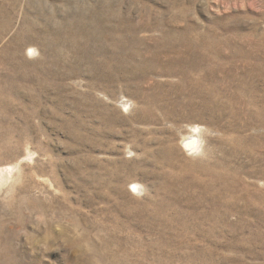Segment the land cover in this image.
I'll use <instances>...</instances> for the list:
<instances>
[{"label": "rangeland", "instance_id": "1", "mask_svg": "<svg viewBox=\"0 0 264 264\" xmlns=\"http://www.w3.org/2000/svg\"><path fill=\"white\" fill-rule=\"evenodd\" d=\"M12 167L0 264H264V0H0Z\"/></svg>", "mask_w": 264, "mask_h": 264}, {"label": "bare ground", "instance_id": "2", "mask_svg": "<svg viewBox=\"0 0 264 264\" xmlns=\"http://www.w3.org/2000/svg\"><path fill=\"white\" fill-rule=\"evenodd\" d=\"M202 95L203 94H201V96ZM199 139L200 138L196 135V133H192V135L184 141V145L183 146H184L185 150L187 152H192V153L198 152L201 149L200 140ZM15 167H17V166H15ZM15 169L16 168H13V167L12 168H4V169H1L0 170V178H3L5 176L4 174H7V175H10L11 176L13 174V172H15ZM134 188H136V185L134 186ZM14 195H13V197H14ZM84 258L85 259H83V260H86L87 261V257L84 256ZM101 258L104 259V260H107V261H110L111 260L110 257L108 256V254L101 256ZM145 258H147V256ZM94 260L96 262L97 259L94 258ZM117 260H118V264H145V262H144L145 259L144 258L138 259V260H134V259H131L129 256H123L121 258H117ZM90 262H92V260ZM167 262H168L167 261V258L161 257V258H159V261H158L157 264H168ZM87 264H88V261H87Z\"/></svg>", "mask_w": 264, "mask_h": 264}]
</instances>
